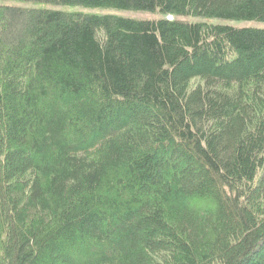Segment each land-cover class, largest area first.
Instances as JSON below:
<instances>
[{"label":"trees","instance_id":"1","mask_svg":"<svg viewBox=\"0 0 264 264\" xmlns=\"http://www.w3.org/2000/svg\"><path fill=\"white\" fill-rule=\"evenodd\" d=\"M0 264H264V0H0Z\"/></svg>","mask_w":264,"mask_h":264},{"label":"rangeland","instance_id":"2","mask_svg":"<svg viewBox=\"0 0 264 264\" xmlns=\"http://www.w3.org/2000/svg\"><path fill=\"white\" fill-rule=\"evenodd\" d=\"M76 11H78V12H80V13H94V14H99L100 12H98V11H92V12H90V11H88V10H83V9H75ZM126 14V13H125ZM126 15H129V16H132V17H143L142 15H140V14H126Z\"/></svg>","mask_w":264,"mask_h":264}]
</instances>
